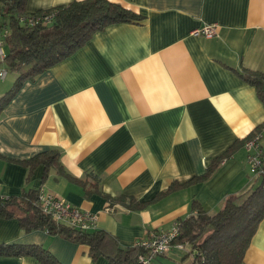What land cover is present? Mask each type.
<instances>
[{"label": "crops", "instance_id": "0c3cea01", "mask_svg": "<svg viewBox=\"0 0 264 264\" xmlns=\"http://www.w3.org/2000/svg\"><path fill=\"white\" fill-rule=\"evenodd\" d=\"M71 1L27 0L25 11ZM110 1L144 18L94 32L24 81L0 113V192L19 196L41 187L97 215L96 228L125 249L188 216L192 199L213 212L228 194L256 184L244 146L207 180L184 183L264 127V102L238 74L244 67L264 72V0ZM207 23L217 24L215 36L192 35ZM48 149L60 151L71 179L50 173L42 181V166L31 174L22 163ZM92 174L99 191H86L96 186ZM172 183L180 186L167 191ZM105 194L132 197L144 207L115 202L107 208ZM13 243L41 245L61 264H108L104 257L92 259L84 244L45 230L25 232L15 218L0 217V244ZM172 247L165 255L178 258L182 248ZM0 264L41 263L0 254ZM243 264H264V219Z\"/></svg>", "mask_w": 264, "mask_h": 264}, {"label": "trees", "instance_id": "16d2710c", "mask_svg": "<svg viewBox=\"0 0 264 264\" xmlns=\"http://www.w3.org/2000/svg\"><path fill=\"white\" fill-rule=\"evenodd\" d=\"M27 0H0L2 25L6 29L4 64L15 74L12 86L0 96V113L15 96L26 80H31L61 59L72 54L87 42L94 32L117 22L141 21L144 15L110 0H73L67 4L27 13ZM50 15L48 23H29L27 18ZM239 76L256 87L259 98L264 102V72L242 68ZM237 140L222 155L212 160L203 175L193 177L195 183L207 180L220 161L228 158L235 149L244 146L247 139ZM32 174L42 166V181L50 173L71 179L60 162V151L48 149L23 160ZM264 168V154H262ZM96 183L86 191H99L98 175L92 174ZM245 193L228 194L222 206L213 212L207 211L192 199L191 213L178 223V235L174 242L188 246L191 264H243L244 256L256 230L264 219V173L259 175ZM84 185V183H83ZM183 185V184H181ZM180 184L172 183L167 191ZM41 187H30L19 196H7L0 200V217L15 218L25 232L45 230L89 248L92 259L104 257L108 264H139L138 257L145 254L138 244L121 249L118 239L98 228L85 230L63 223H56L38 205ZM107 208L121 203L129 209H141L143 203L125 195L105 194ZM0 254L9 256H32L41 264H61L45 247L36 244H0Z\"/></svg>", "mask_w": 264, "mask_h": 264}, {"label": "built area", "instance_id": "2783aa9c", "mask_svg": "<svg viewBox=\"0 0 264 264\" xmlns=\"http://www.w3.org/2000/svg\"><path fill=\"white\" fill-rule=\"evenodd\" d=\"M51 19L50 15L38 16L36 19L28 17L29 23L42 22L48 23ZM6 29L2 25V19L0 15V62H4L6 49H5V37ZM195 36H203L211 38L217 34V24L207 23L200 25L193 29L191 32ZM7 69H0V78H5ZM264 134V127L257 133H253L252 136L247 139L244 147L247 151V161L249 164L250 173L258 177L264 173L262 168V154H264V145L261 144L260 138ZM6 196L0 192V200ZM38 205L41 210L49 215L56 223H63L79 229L90 230L96 228L97 215L91 214L87 211H82L76 206L66 202L62 198L44 192L42 189L38 196ZM178 223H175L170 229L166 231L152 232L146 238L142 239L138 245L144 247L146 252L138 257L139 264H153V259L158 255H165L169 252L171 247L175 244L180 248L184 246L180 243H175L174 239L178 235ZM191 256V254H190Z\"/></svg>", "mask_w": 264, "mask_h": 264}, {"label": "rangeland", "instance_id": "374dc122", "mask_svg": "<svg viewBox=\"0 0 264 264\" xmlns=\"http://www.w3.org/2000/svg\"><path fill=\"white\" fill-rule=\"evenodd\" d=\"M3 68H6V65L4 64V62H0V69ZM14 79H15V74L7 70V74L5 78L3 79L0 78V88L3 87L2 90L5 88L4 91H1L2 93L0 94H4V92H6L12 86ZM171 249H176V247H171ZM188 249H189L188 246L180 249L182 250L183 253L178 258L172 259L171 257H167L166 255L165 256L158 255L154 258L152 262L156 264L155 260L158 259L159 262H157V264H191V256L190 254L187 255L186 252Z\"/></svg>", "mask_w": 264, "mask_h": 264}]
</instances>
